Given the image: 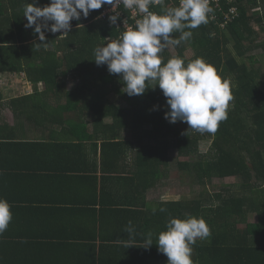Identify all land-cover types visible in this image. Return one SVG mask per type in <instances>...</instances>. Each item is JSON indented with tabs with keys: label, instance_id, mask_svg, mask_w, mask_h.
Masks as SVG:
<instances>
[{
	"label": "trees",
	"instance_id": "1",
	"mask_svg": "<svg viewBox=\"0 0 264 264\" xmlns=\"http://www.w3.org/2000/svg\"><path fill=\"white\" fill-rule=\"evenodd\" d=\"M227 1L222 0L226 11L230 7ZM27 3L43 7L50 0H0V71L26 74L35 90L39 88L38 83L43 82L45 97L65 100L66 104L58 109V116L71 108L82 112L79 121L69 128L78 140L73 144L81 146L80 142L96 139L101 134L102 154L122 150L125 145L130 148L126 151L140 152L143 177L151 174V178L148 177L151 182L144 190L155 187L163 173L170 169L171 162L176 161L185 176L195 180L199 187L192 190V197L160 200L157 206L145 212L154 218L153 245L145 248L144 243L142 253L149 251L154 263L167 264L166 255L159 252L155 244L158 234L166 230L171 218L193 216L203 218L211 232L206 239H198L192 245L194 264H264V63L259 62L254 53L264 48V41H259L262 32L264 34V0H232L237 8L236 16L227 27L209 21L198 28L185 29L192 32L191 38L177 46L169 45L161 53L164 63L173 57L182 58L185 64L202 58L217 69L222 79L229 81L233 100L227 109L228 118L219 123L214 134H201L189 129L186 122L170 123L165 119L169 106L158 85L147 89L142 96L118 92L124 86L122 77L110 74L107 65L98 66L94 61L95 48L121 35L107 16L99 17L105 5L90 11L87 18L81 15L79 20L73 19L67 34L46 31L45 45L40 44L33 28L25 27ZM162 7L173 6H168L167 2L163 6H152L157 13H161ZM9 17L14 20L12 26L6 23ZM180 35L179 32L172 34L177 39ZM189 48L191 56L187 55ZM74 69L83 74L80 83L70 90L66 88L65 75ZM113 92L123 97L127 105L113 101L110 98ZM38 96V91H34L13 97L9 106L15 116L32 120L24 105H38ZM2 100L0 94V104ZM89 112L94 114L92 131L85 119ZM107 117L112 119L111 123H104ZM5 127L12 131L9 132L11 138L1 134L6 131ZM125 132L129 137L124 136ZM15 135V126L0 125L2 153L12 141L14 145H17L14 142L19 143L20 155L33 152L41 142L49 145L48 141H19ZM208 135L212 138L211 152L201 154L200 141ZM143 136L146 137L144 143ZM173 143L179 157L171 160L169 151ZM69 145L71 142L60 143L62 148ZM95 145L98 148V143ZM227 177H237L240 182L233 189L224 186L219 192L208 191L212 179ZM160 208L165 211H159ZM254 214L257 221L249 222L248 218Z\"/></svg>",
	"mask_w": 264,
	"mask_h": 264
},
{
	"label": "crops",
	"instance_id": "2",
	"mask_svg": "<svg viewBox=\"0 0 264 264\" xmlns=\"http://www.w3.org/2000/svg\"><path fill=\"white\" fill-rule=\"evenodd\" d=\"M25 88L22 95L39 94L38 105H24L33 119H15L11 106L0 105V125L15 126L19 141L49 145L41 142L20 155L19 143L12 141L0 151V198L12 205L13 214L7 237L0 236V264H157L149 251L142 253L147 234L154 231V218L145 213L154 208V187L144 190L151 174L143 177L141 153L126 151L125 145L102 154L101 134L73 144L78 140L69 128L82 112L71 108L58 116L64 99L45 97L44 87ZM85 119L92 131L94 114ZM5 129L1 134L11 138L12 131ZM66 142L71 145L60 147ZM129 221L134 237L124 231Z\"/></svg>",
	"mask_w": 264,
	"mask_h": 264
},
{
	"label": "clouds",
	"instance_id": "3",
	"mask_svg": "<svg viewBox=\"0 0 264 264\" xmlns=\"http://www.w3.org/2000/svg\"><path fill=\"white\" fill-rule=\"evenodd\" d=\"M227 2L230 7H236L232 0ZM164 3L165 0H50L43 7L27 3L24 9L25 27L33 28L42 42L40 44L46 45V31L67 34L73 19L79 20L81 15L87 18L90 11L101 9L103 5L105 8L111 5L113 14L104 13V8L99 17L107 16L112 26L120 18V13L115 11L120 5L131 10L133 15L142 14L140 19L132 22L134 28H119L121 35L117 39L95 48V63L98 66L107 65L110 74H119L124 81V92L129 96H142L147 89L158 85L169 106L165 119L170 123L186 122L189 129L201 134H214L219 123L228 118L227 109L233 100L229 81L222 79L217 69L202 58L185 64L182 58L173 57L164 63L161 56L169 45L177 46L191 38L192 32L185 29H195L211 21L213 9L209 0H179L178 7H162L161 13L150 10L152 6H163ZM223 4L221 0L222 7ZM214 23L224 28L229 24L222 26L216 21ZM176 32L181 33L178 39L172 36ZM17 74L7 72V77ZM19 78L24 86L33 84L24 73H20ZM148 84L153 86L148 87ZM43 85V82L38 83V87ZM66 88L72 89L67 87V82ZM11 207L6 199L0 198V236L12 221ZM159 211L164 212L165 209L160 208ZM165 227L166 230L158 234L155 244L158 251L166 255L167 264H194L192 245L211 234L205 220L193 216L171 218ZM124 231L134 237L136 229L132 221L128 222ZM152 236L151 232L147 234L145 248L153 245Z\"/></svg>",
	"mask_w": 264,
	"mask_h": 264
},
{
	"label": "rangeland",
	"instance_id": "4",
	"mask_svg": "<svg viewBox=\"0 0 264 264\" xmlns=\"http://www.w3.org/2000/svg\"><path fill=\"white\" fill-rule=\"evenodd\" d=\"M13 22L14 20L10 17L6 21V23L9 24L10 26L13 25ZM256 28L258 29V26H256ZM57 33L59 35L63 34L62 32H57ZM259 41H264L263 32L261 34V37L259 38ZM170 49H173V48L170 47ZM254 53L259 59V62L263 64L264 63V48L263 47L258 48L257 50H255ZM187 55L188 56L192 55V50L190 48L187 51ZM77 71H81V70H77V69L70 70L69 73L65 75L68 88H73L80 83V78L83 73H79ZM19 77H20V73H18L17 76L7 77V72L5 70L0 71V94H1V97L3 98L0 105H3V106H6V104L9 105V100L11 98L26 93V88L20 81ZM124 87L125 86L120 87L118 89V92L123 93ZM113 93L114 94H111L110 96V98L113 101L120 103L122 105H127L128 102L123 97L120 98V96L119 97L117 96L118 94L116 92H113ZM16 118L18 117L15 116V119ZM145 140H146V137L143 136L142 142L144 143ZM211 149H212V138L208 135L202 138L200 141V152L201 154L206 153V152H211ZM169 154H170V157L172 158L171 160L175 159L178 156V151L175 147V143L172 144ZM181 159H189V157H181ZM171 163L172 164L170 165V169H167V171L163 173V176H161L157 185L153 189H151L150 194L152 193V195L154 196V207L157 206L158 201L160 200L165 201L171 198L181 199V198L192 197L194 195V193H192V190L199 189V187L196 184V181L193 180L192 178H188L187 176H185L187 174L186 173L184 174V172H182V170L178 168V165H177L178 161L171 162ZM238 182H240V179L237 177L214 178L212 179V182L209 184L207 189L210 193L219 192L221 188L224 186H227L233 189L236 187V184ZM248 220L249 222H252V221L256 222L257 217L254 214L253 216H251V218L249 217ZM245 224L242 223L240 225L244 226ZM255 227L256 226L252 228L255 230Z\"/></svg>",
	"mask_w": 264,
	"mask_h": 264
},
{
	"label": "built area",
	"instance_id": "5",
	"mask_svg": "<svg viewBox=\"0 0 264 264\" xmlns=\"http://www.w3.org/2000/svg\"><path fill=\"white\" fill-rule=\"evenodd\" d=\"M165 2L172 4V6H179V0H165ZM210 7H212L213 12L210 14V20L216 21L217 23H220L222 26H225L230 21H232L236 16V7H230L228 8V11L224 10L221 5V0H209ZM155 12V10L150 9ZM116 12L120 13V18L116 22V26L118 28H122L124 30H127L129 27H135V24H132V22H136L137 19H140L142 14H136L133 15L131 10L125 9L123 5H120L117 9H115ZM226 11V12H225ZM107 12L110 15L113 14L112 12V6L106 5V8L104 10V13ZM105 15V14H104Z\"/></svg>",
	"mask_w": 264,
	"mask_h": 264
}]
</instances>
